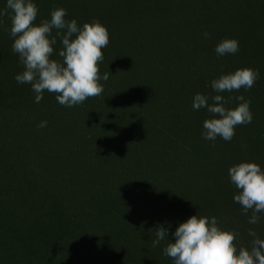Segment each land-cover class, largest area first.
Masks as SVG:
<instances>
[{
    "label": "trees",
    "instance_id": "obj_1",
    "mask_svg": "<svg viewBox=\"0 0 264 264\" xmlns=\"http://www.w3.org/2000/svg\"><path fill=\"white\" fill-rule=\"evenodd\" d=\"M34 2L37 24L62 7L80 27L108 28L109 78L74 107L47 91L36 103L15 80L25 69L0 17V264H174L163 249L197 214L237 232L238 245L250 247V229L264 239V216L248 223L228 175L243 161L264 169V0ZM226 38L239 51L218 56ZM53 47L61 60L60 37ZM242 67L259 71L254 86L222 95L250 100L252 122L230 142L204 139L212 117L193 109L194 96L216 95L212 80ZM160 225L168 238L153 247Z\"/></svg>",
    "mask_w": 264,
    "mask_h": 264
},
{
    "label": "clouds",
    "instance_id": "obj_2",
    "mask_svg": "<svg viewBox=\"0 0 264 264\" xmlns=\"http://www.w3.org/2000/svg\"><path fill=\"white\" fill-rule=\"evenodd\" d=\"M37 15L34 0H6V7L0 10V17H10V36L14 38L12 51L19 55L25 69L15 80L31 85L36 103L43 99L45 91L55 93L57 102L66 107L102 95L101 80L109 78V73L101 76L100 72L103 49L110 41L108 28L98 20L80 27L76 19H65L67 10L62 7L54 9L50 19L38 24L35 23ZM53 30H56L55 36ZM204 35L209 37L207 32ZM57 37L63 46L58 54L61 60L52 58ZM239 47L237 39L226 38L217 44L215 52L218 56L236 54ZM258 78V70L242 67L212 80L211 87L216 95L209 97L197 93L194 96L193 109L205 108L212 117L203 123L204 139L215 141L220 137L230 142L238 125L252 122L250 100L244 95L225 97L222 93L239 92L242 88L250 90ZM230 102L238 103L229 108ZM46 125L47 122L42 121L38 127ZM228 175L238 189L234 201L242 207L243 214L251 213L249 224H258L264 216V169L257 162L243 161L231 166ZM172 235L175 241L169 240L163 254L174 264H264V239L254 229L249 230V236L253 237L250 247L238 245V233L220 227L215 216L193 215L180 223ZM155 237L153 247L168 238V228L160 225Z\"/></svg>",
    "mask_w": 264,
    "mask_h": 264
}]
</instances>
